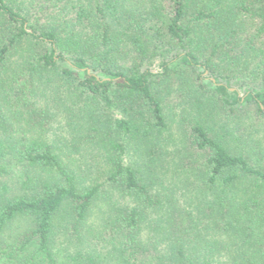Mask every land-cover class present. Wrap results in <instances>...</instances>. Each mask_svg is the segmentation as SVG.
Listing matches in <instances>:
<instances>
[{
	"label": "trees",
	"instance_id": "16d2710c",
	"mask_svg": "<svg viewBox=\"0 0 264 264\" xmlns=\"http://www.w3.org/2000/svg\"><path fill=\"white\" fill-rule=\"evenodd\" d=\"M238 112L264 132V0H0V264H264Z\"/></svg>",
	"mask_w": 264,
	"mask_h": 264
},
{
	"label": "rangeland",
	"instance_id": "374dc122",
	"mask_svg": "<svg viewBox=\"0 0 264 264\" xmlns=\"http://www.w3.org/2000/svg\"><path fill=\"white\" fill-rule=\"evenodd\" d=\"M161 69V65H160V61H155L153 63L152 66V70L154 72H158ZM205 75H208V72L205 73ZM206 81L208 82L209 79H206ZM172 95V94H171ZM170 100L172 102H169L166 110L167 113L169 114V117L171 118V120L174 122L176 119L179 118V111L180 109H182V104L178 105L177 100H175V96L172 95V97H170ZM241 114L244 116L240 119ZM222 114H220L221 116ZM224 116L221 117V120L218 123V128L221 124H225L226 125V129L229 131H232V133L234 135L238 134H252L255 137H263L264 136V132L259 134L255 131V126H252V122L254 121V117H252V115H245L244 112H238L237 114H234L233 116H228L225 114H223ZM220 117L217 118V120ZM244 118L246 120V122L244 123ZM242 123V125L244 126L243 129H240L239 127V123ZM227 123V124H226ZM66 127L64 124V120H61V118L59 119V121L55 124L54 127V131L56 133V135L58 137H60L61 139L63 138H67L69 137L68 132H65ZM98 212H99V207H96V209H94L93 211V215H92V220L91 222L97 221V216H98ZM29 225V220L25 217H18L15 220H13L7 227L6 230L3 234L4 238L7 240H10L11 238H13L15 235H17L18 233H20L21 231L25 230L27 228V226Z\"/></svg>",
	"mask_w": 264,
	"mask_h": 264
}]
</instances>
